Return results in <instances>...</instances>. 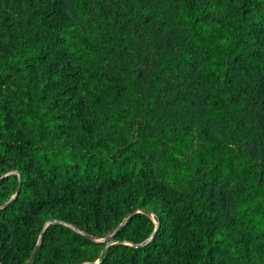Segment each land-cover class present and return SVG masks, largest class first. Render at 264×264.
Returning a JSON list of instances; mask_svg holds the SVG:
<instances>
[{
  "label": "trees",
  "instance_id": "16d2710c",
  "mask_svg": "<svg viewBox=\"0 0 264 264\" xmlns=\"http://www.w3.org/2000/svg\"><path fill=\"white\" fill-rule=\"evenodd\" d=\"M30 1L36 2V10L55 11L57 16L32 23L20 46L7 45L11 58L0 57V87L8 77L53 63L54 80L41 83L38 104L59 90L70 94L72 101H64L60 113H54L56 126L43 125L56 130L53 136L59 144L54 151L33 147L26 139L28 133L36 134L33 127L42 123L45 111L40 114L30 102L23 103L26 132L16 127L12 111L0 114V154L29 166L21 171L20 193L37 192L46 184L64 194L62 182L70 173L76 182L104 191L154 178L190 197L191 204L184 202L178 217H160L157 226L145 214H133L116 234L127 235L133 245L111 244L98 264H173L178 247L188 244L187 234L206 249L202 264H218L209 237L225 248L227 237L217 212L194 198L193 188L200 181L193 180V174L212 185L241 189L243 203L234 197L239 204L231 223L245 236L231 242V258L236 257L234 246L246 250V242L264 240V122L243 126L244 118L239 117L249 113L251 95L259 92L264 80V0H237L231 7H224L223 0H163L165 10L157 8L156 0ZM79 29L90 31L80 35ZM14 35L11 23L0 16V40ZM247 73L254 76L245 79ZM194 84L199 85L195 102L199 106L193 111ZM263 114L264 106L261 119ZM257 133L260 139L255 141ZM191 134L196 135L198 148L188 155L194 147ZM68 140L96 145L103 140L117 149L114 153L99 146L84 153L68 149ZM13 205L0 210V220L8 227ZM46 207L37 199L17 208L16 222L27 248L40 245L32 264L80 257L81 247L93 242L87 236L63 224L51 225L40 235L43 224L32 218ZM186 214L192 217L186 221L188 230L181 232L179 218ZM202 218L211 231L201 226ZM5 247L0 245L3 264L10 251Z\"/></svg>",
  "mask_w": 264,
  "mask_h": 264
},
{
  "label": "rangeland",
  "instance_id": "374dc122",
  "mask_svg": "<svg viewBox=\"0 0 264 264\" xmlns=\"http://www.w3.org/2000/svg\"><path fill=\"white\" fill-rule=\"evenodd\" d=\"M119 3L125 2L124 0H117ZM147 1V0H144ZM163 0H156L158 9L165 10L166 2L162 4ZM237 0H223L222 5L225 7H231ZM36 2L30 0H0V16L11 23L15 35L11 39L0 40V57L10 59L8 54L7 45L13 44V46H20L29 37L31 32L32 23L47 19L48 21L57 16L56 13L51 10H36L34 7ZM31 7V8H30ZM33 9L32 14H28V11ZM116 11V9H114ZM67 16L69 17L70 11L67 10ZM110 16L112 13H109ZM67 17V18H68ZM66 18V20H67ZM69 24V23H68ZM74 24H76L74 22ZM67 26V24H66ZM80 35H85L90 30L79 29ZM32 31V30H31ZM1 47L3 49H1ZM74 64L70 66L73 69ZM57 69V66L53 63H47L40 68L32 69L33 73L21 72L18 75H13L6 79V84L0 87V114L9 109L12 111V119L16 127H20L22 132H26L27 124L22 123L23 113L26 111L23 103L25 101L30 102L33 110L45 111L44 120L38 126L33 127L36 134H27V142L33 147H40L42 149L55 150L56 144H59L58 138L54 137L56 130L46 129L44 124L57 125V116L54 113H60V107L65 105V102L72 101L70 94L66 91L59 90L56 93H50L45 104H38V94L41 90V83L45 79H53V71ZM254 76L247 73L243 77ZM68 83V82H67ZM195 93H191V99L194 101L192 110L199 106L197 98L199 95V85L194 84ZM245 96V95H244ZM253 107L249 108V113H242L240 118H244L243 126L247 124L255 125V122L262 120L260 112L262 106H264V80L259 88V92L252 94ZM167 98H165L166 100ZM11 102V105L8 104ZM242 101L238 106L242 105ZM69 109V106L66 110ZM43 115V116H44ZM42 116V115H41ZM24 125H26L24 127ZM177 126H175L176 129ZM195 127V126H194ZM58 131V129H57ZM195 133V131H193ZM196 135L191 134V138L194 139V147L188 152L190 155L198 148V141ZM190 138V139H191ZM251 138H248V140ZM259 134L255 136V141L259 140ZM243 141H246L243 140ZM99 146H103L110 152L116 151L115 147L111 144H107L106 141L97 142V145L87 143L85 140L78 142H72L68 140L66 147L68 149L76 148L77 151L84 153L91 152L92 149H98ZM93 147V148H92ZM186 151L185 149H181ZM29 169L28 164L14 156L5 157L0 154V210H3L10 204L13 205L14 214L11 215V226H6L2 220H0V245L5 244V248H9V256L6 260L7 264H32L35 259V255L40 247L37 243L34 247L28 249L27 239L21 232V226L16 222L17 208L20 203L33 202L40 199L47 204V207L38 211L32 218L33 221L39 223L42 222V230L40 235H43L44 231L51 225H64L75 231L92 239L91 244L83 245L81 247L82 254L80 257L71 256L59 257L50 259L56 264H98L104 257H107L108 247L113 243H130L128 236L117 237V232L122 228L123 224L135 213H141L148 216L157 226V219L160 217H168L171 220L178 217L180 214L178 209L184 202L191 204V199L183 190L176 191L167 189L159 180L154 178L148 180H138L133 183H128L123 187H120L114 191L100 190L92 183L82 184L76 182L72 176L67 174L65 180L62 182L64 186V194L58 190L56 185L42 184L37 192L32 189L20 193L22 189L21 171ZM35 171V169H31ZM193 180L200 181L199 184L193 188L194 198L202 205L210 208V212H217L219 216L218 224L222 227L221 232H224L223 237H227L225 241L227 248L220 245L216 238L210 235L209 245L210 251H213V257L218 264H264V240L256 241L251 240L246 242L245 248L241 249L234 246L235 258H231L229 249L231 242L238 236L244 235L241 233V227L235 228L236 223L233 225V209L239 204V201L243 203L240 198L241 189L237 185L224 187L221 183L211 184L208 181L202 180L200 176H192ZM191 179L182 182L183 185L191 183ZM38 193V194H37ZM21 194V195H20ZM37 199H36V198ZM234 197L239 198L237 200ZM19 198V199H18ZM18 200V201H17ZM17 201V202H16ZM16 202V203H15ZM221 202V203H220ZM193 216L198 215L196 207H192ZM186 216L179 224V230L184 232L188 230ZM185 219V220H184ZM224 222H220V220ZM201 226L204 229L212 230L210 226L202 218ZM184 227V230H182ZM216 227V226H214ZM156 230H154L153 235ZM245 236V235H244ZM192 237V236H191ZM188 244L183 247H178L177 254L173 257V264H202L206 258V249L198 246L189 234H187ZM246 241V239L244 238ZM141 242L139 245H142ZM133 245V244H132ZM193 245H195L193 247ZM200 245V244H199ZM3 251V250H1ZM40 258V257H39ZM3 261L0 259V264Z\"/></svg>",
  "mask_w": 264,
  "mask_h": 264
}]
</instances>
